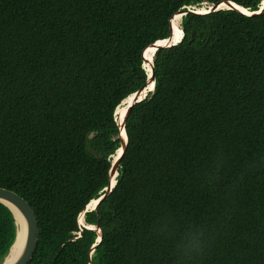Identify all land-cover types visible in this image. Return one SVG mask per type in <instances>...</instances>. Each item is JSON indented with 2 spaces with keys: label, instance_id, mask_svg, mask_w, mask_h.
<instances>
[{
  "label": "trees",
  "instance_id": "16d2710c",
  "mask_svg": "<svg viewBox=\"0 0 264 264\" xmlns=\"http://www.w3.org/2000/svg\"><path fill=\"white\" fill-rule=\"evenodd\" d=\"M220 1L0 0V186L37 214L28 264H264V12H194ZM192 8L126 116L115 187L85 212L98 242L79 216L109 185L117 107ZM16 235L0 202V264Z\"/></svg>",
  "mask_w": 264,
  "mask_h": 264
},
{
  "label": "water",
  "instance_id": "95a60500",
  "mask_svg": "<svg viewBox=\"0 0 264 264\" xmlns=\"http://www.w3.org/2000/svg\"><path fill=\"white\" fill-rule=\"evenodd\" d=\"M223 8H230V9L234 8V9H237L246 15L259 14V13L264 12V0H262V2H261L259 10H256V11H252L248 8H245V7L237 4L234 1H231V0L225 1L224 0V1H220L216 4L209 5V9H207V11H205V12H199V11H194L192 9H187V10H181L178 13H181L182 17H183V15L189 11H194L197 13H208V12L215 11L218 9H223ZM178 13H176V14H178ZM181 39L175 41L173 28H172V34L170 35V37H168L166 39L158 40L155 43H153L152 45H150V46L155 47L154 56H155L156 51L159 48L169 47L171 45H174V44L180 42ZM164 40H166L168 42L161 45L159 42L164 41ZM145 50L143 52L144 60L146 59ZM144 67H145V65H144ZM151 83H153V89H150L149 93L154 91L155 84H156V77H155V73H154V60L152 61V71H151V74H148V80H147L146 84L142 88H140L139 90H137L136 92L133 93L134 100L130 103L123 122L119 123L120 137L121 138H122V130L121 129L124 128V130L126 132V128H125L126 116L128 115V113L131 111V109L133 108V106L136 103L143 101L148 96L149 93H146L145 91H146V88H148ZM126 134H127V132H126ZM127 143H128V136H127V142L122 141V147L121 148L124 149V151L126 149ZM124 151H123L121 156H120V154L119 155L117 154L115 159H113L112 168L110 170V182H109V185L105 188L106 193H104L101 197H99L97 199L91 200V201H94V204L90 207L89 206L91 203V201H90L88 203V205L86 206L85 210L80 214L79 221L81 224H83V223L81 222L80 218L83 217V219H84L85 212L87 210H96L99 203L103 200V198L108 193H110L112 191V189L115 187L116 182H117L116 177L118 176V165H119L120 160L124 154ZM113 178H115V180H113ZM0 202L4 203L6 206H8L11 209V211L14 214V217L16 220V225H17L16 239H15L14 243L12 244L9 253L4 258V261L2 262V264H28L32 260V258L34 257V255L38 249V244H39L40 228H39V222H38L37 214H36L34 208L32 207V205L23 196H21L20 194H18L17 192H15L11 189L1 187V186H0ZM87 227H93V226H87ZM96 227L99 229V232H100L99 237L97 239L98 242H100L102 239V232H101V229L99 226H94V228H96ZM21 240L23 241L21 248L18 250L16 255H14L11 258L10 261L6 262L8 256L11 254L14 247ZM94 249H95V246H94L93 250Z\"/></svg>",
  "mask_w": 264,
  "mask_h": 264
},
{
  "label": "bare ground",
  "instance_id": "6f19581e",
  "mask_svg": "<svg viewBox=\"0 0 264 264\" xmlns=\"http://www.w3.org/2000/svg\"><path fill=\"white\" fill-rule=\"evenodd\" d=\"M199 12H205V11H207V10H205V9H203V10H201V9H199L198 10ZM178 14H181V13H178ZM177 15V14H176ZM176 15H174V17H173V21H172V26H173V33H174V37H175V41L176 40H180L179 39V36L180 37H182L183 36V31H182V28H181V26H180V24H181V15H179L176 19H175V21H174V18L176 17ZM178 34H179V36H178ZM166 42H168V41H166V40H164V41H160L159 43L161 44V45H163V44H165ZM149 49V50H148ZM154 52H155V47H153V46H149L146 50H145V57H146V59H145V62H144V65L146 64V66L147 67H149V74H151V71H152V61L154 60ZM150 64H151V67H150ZM152 87H153V83H151L150 84ZM149 87L148 88H146V93H149ZM134 100V95L132 94V95H130L129 97H127L125 100H123V103L118 107V118L116 117V119H117V121L119 122V123H121V122H123V120H124V118H125V115L126 114H124L126 111H127V106L132 102ZM124 114V115H123ZM121 115H123L122 117H121V121L120 120H118L119 119V117L121 116ZM122 130V139H123V141L124 142H127V134H126V132H125V130H124V128H122L121 129ZM123 151H124V149H122V148H120V151H118V153H116L115 154V156L118 154H120V156L122 155V153H123ZM113 180H115V178H113ZM94 204V201H91V203H90V207L92 206ZM83 218V217H82ZM80 220H81V218H80ZM84 220V219H83ZM81 222H82V220H81ZM83 224H85V222H82ZM22 243H23V241L21 240V241H19L18 243H17V245L14 247V249H13V251L11 252V254L8 256V258H7V261L6 262H8V261H10L11 260V258L14 256V255H16V253L18 252V250L21 248V245H22Z\"/></svg>",
  "mask_w": 264,
  "mask_h": 264
},
{
  "label": "rangeland",
  "instance_id": "374dc122",
  "mask_svg": "<svg viewBox=\"0 0 264 264\" xmlns=\"http://www.w3.org/2000/svg\"><path fill=\"white\" fill-rule=\"evenodd\" d=\"M204 4H205V3H204ZM209 5H211V4H208V3H207V4H205V5H202L201 7H198V6H197V7H193V8H194L195 11H198L199 9H201V10L205 9V10H207V9H209ZM193 8H192V10H193ZM179 15H181V17H182V14H177L176 17L174 18V21H175V19H176ZM171 20H172V19H171ZM178 36H179V34H178ZM181 38H182V37L179 36V39H181ZM148 50H149V49H148ZM145 67H146L147 71L149 72V67H147L146 64H145ZM150 67H151V64H150ZM149 89H153V87L150 85V86H149ZM124 100H125V99H124ZM122 103H123V102H122ZM122 103H121V104H122ZM121 104H120V105H121ZM120 105H119V106H120ZM129 105H130V104H129ZM129 105H128L127 107H129ZM119 106H118V107H119ZM127 110H128V108H127ZM117 113H118V108H117V110H116V117L118 118V114H117ZM126 113H127V111H126L124 114H126ZM124 114H123V115H124ZM123 115H121V116L119 117L118 120L121 121V117H122ZM118 151H120V149H118ZM81 220H82V222H84V220H83L82 217H81Z\"/></svg>",
  "mask_w": 264,
  "mask_h": 264
},
{
  "label": "clouds",
  "instance_id": "9594fccd",
  "mask_svg": "<svg viewBox=\"0 0 264 264\" xmlns=\"http://www.w3.org/2000/svg\"><path fill=\"white\" fill-rule=\"evenodd\" d=\"M181 20H182V18H181ZM182 31H183V29H182ZM183 32H184V31H183ZM183 36H184V33H183ZM183 36H182V38H183ZM181 40H182V39H181ZM144 62H145V60H144ZM145 68H146V67H145ZM148 74H149V73H148ZM128 97H129V96H128ZM115 113H116V112H115ZM116 120H117V119H116ZM118 123H119V122H118ZM127 136H128V135H127ZM121 139H122V138H121ZM122 141H123V139H122ZM121 147H122V146H121ZM121 147H120V148H121ZM117 152H118V150L116 151V153H117ZM116 153H115V154H116ZM115 154L112 155V159H115V157L117 156V155L115 156ZM84 222H85V220H84ZM80 224H81V223H80ZM81 225L86 226V227H87V226H91V225H86V222H85V224H81ZM90 228H94V226H93V227H90ZM94 229H95V228H94ZM96 229H98V228L96 227ZM98 231H99V229H98ZM99 233H100V232H99Z\"/></svg>",
  "mask_w": 264,
  "mask_h": 264
}]
</instances>
